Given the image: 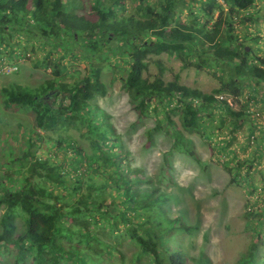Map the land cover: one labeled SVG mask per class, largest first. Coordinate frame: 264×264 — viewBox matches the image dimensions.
Instances as JSON below:
<instances>
[{"label":"trees","instance_id":"16d2710c","mask_svg":"<svg viewBox=\"0 0 264 264\" xmlns=\"http://www.w3.org/2000/svg\"><path fill=\"white\" fill-rule=\"evenodd\" d=\"M256 2L0 0V75L4 66L17 67L12 75L18 74L20 60L41 50L45 56L34 67L50 71V78L36 87L13 83L1 90L6 109L15 106L34 114L35 140L29 138L22 157L11 160L16 169L9 166L0 174V264L4 249L15 251L12 264L30 259L32 264H115L116 257L125 264L126 244L137 248L132 264L145 257L149 264H211L205 257L200 262L188 258L180 236L191 228L169 206L176 197L130 165L121 137L97 100L106 96L104 77L111 75L130 94L138 123L159 109L178 112L183 130L206 137V115L224 111L234 135L249 122L247 108L259 101L255 93L264 95V57L246 45L254 41L258 47L264 39L256 31ZM241 25L246 30L242 35ZM163 55L178 58L183 68L208 69L219 87L205 93L166 82V69L155 61ZM152 62L160 67L153 80L146 75ZM219 67L228 72L221 74ZM250 82L257 88L246 96ZM242 102L243 108L234 110V103ZM156 120L147 130V147L163 132L161 118ZM263 127L251 121L249 128V138L255 136L262 148ZM73 131L89 135L92 152L78 143ZM50 134L60 135L47 139L44 149ZM173 138L160 179L168 186L176 184L169 160L175 151L201 163L182 131L175 130ZM221 151L226 165L234 164L227 167L230 183L243 181L251 193L259 191L250 170L264 154L255 153L245 167ZM259 175L264 180V169ZM144 183L149 185L142 188ZM261 223L264 229V219ZM262 262L250 252L237 264Z\"/></svg>","mask_w":264,"mask_h":264},{"label":"rangeland","instance_id":"374dc122","mask_svg":"<svg viewBox=\"0 0 264 264\" xmlns=\"http://www.w3.org/2000/svg\"><path fill=\"white\" fill-rule=\"evenodd\" d=\"M253 11L258 16L256 31L263 32L264 36V0H257ZM240 27L243 29L240 34H245L244 25ZM251 36L252 38L257 37L256 33ZM261 41V46L258 47L255 46L254 41L246 42V45L253 46L257 56L264 57V39ZM44 56L45 52L41 50L30 58L20 60L23 66H20L18 74L0 75V174L9 170V166L17 168L11 160L22 157L27 149L29 138H35L31 134L35 125L34 114L17 109L15 106L6 109L3 106L1 90L13 83L36 87L50 78V71L34 67V62ZM158 60L166 69L163 76L166 82L178 81L179 84L205 93H211L219 87V81L208 73V69L183 68L178 58L168 55L155 58V61ZM79 68L83 69V67ZM219 71L221 74L228 72L222 67H219ZM159 73V64L152 62L150 71L146 75L153 80ZM104 81L107 85V94L98 98L97 105L110 116V122L116 128V133L124 144V150L128 153L130 165L133 168H141L143 174L155 185L162 184V189L165 188L176 197V200L171 201L169 206L176 216H183L191 228L189 232L186 231L180 236L181 246L188 258L192 260L195 258L200 262L205 257V260L209 259L211 264H237L240 259L253 252L264 261V229L260 226L264 219V180L259 175V170L264 169V156L252 163L253 168L250 171L253 174V183L259 187V191L251 193L243 181L230 183L231 174L227 167L232 168L234 164L226 165L228 164L226 158L220 156L221 153L218 152V150L226 151L230 155L229 158L243 163L245 167L252 162L255 153L264 154V148L259 147L258 141L254 139L255 136L249 138L251 121L256 125L264 126L262 91L255 93L259 101L247 108V112L252 115L249 122L238 129L234 135L227 128L231 117L224 111H218L213 115H206L203 125L207 127V133L203 131L206 134V137H203L202 134L183 130L178 112L172 111L166 114L159 109L157 114L150 115L143 122L138 123L137 115L131 109L130 94L122 81L112 80L111 75H105ZM250 84L247 86L246 96L249 91L257 88L253 82ZM243 100L246 102V97ZM245 102L231 105L234 110L239 111ZM167 116L170 117L171 122ZM157 118L162 120L163 132L156 134L153 146L147 147V130L157 125ZM173 127L175 130L182 131L184 137L192 142L201 163L189 155L175 151L169 160L170 175L176 184L168 186L167 183H161L160 179L165 153L173 146L175 131ZM262 130L264 127L259 134L264 135ZM71 133L87 152H92L90 137L87 133H84L82 137L79 131ZM59 135L50 134L46 140L41 138L38 144L43 140L45 149L47 139L57 140ZM231 139L232 144L227 146V142ZM148 185L144 183L141 187ZM1 215L2 212H0V219ZM18 224L19 230L22 229V223L18 222ZM5 250L1 253V264H12L15 251L12 253ZM123 250L126 255L125 264L135 262L137 248L132 244H126ZM118 259L120 258H115V264H122ZM32 261V259L28 260L27 264H32ZM140 262L149 264L146 257Z\"/></svg>","mask_w":264,"mask_h":264},{"label":"built area","instance_id":"2783aa9c","mask_svg":"<svg viewBox=\"0 0 264 264\" xmlns=\"http://www.w3.org/2000/svg\"><path fill=\"white\" fill-rule=\"evenodd\" d=\"M17 67H12V66H4L2 69V73L5 75L12 74V72L16 71Z\"/></svg>","mask_w":264,"mask_h":264}]
</instances>
